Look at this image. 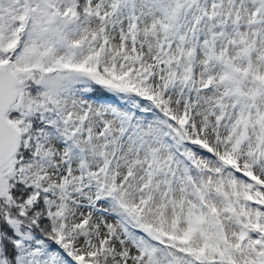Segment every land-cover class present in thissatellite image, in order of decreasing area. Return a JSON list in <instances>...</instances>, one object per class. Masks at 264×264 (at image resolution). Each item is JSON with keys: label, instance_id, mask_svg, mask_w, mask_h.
Masks as SVG:
<instances>
[{"label": "snow or ice", "instance_id": "6c2138e0", "mask_svg": "<svg viewBox=\"0 0 264 264\" xmlns=\"http://www.w3.org/2000/svg\"><path fill=\"white\" fill-rule=\"evenodd\" d=\"M0 264H264V0H0Z\"/></svg>", "mask_w": 264, "mask_h": 264}]
</instances>
